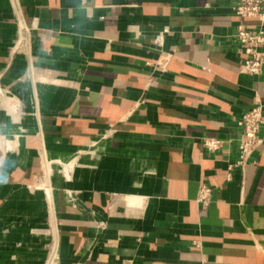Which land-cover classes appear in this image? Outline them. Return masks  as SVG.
Segmentation results:
<instances>
[{
    "label": "crops",
    "instance_id": "crops-1",
    "mask_svg": "<svg viewBox=\"0 0 264 264\" xmlns=\"http://www.w3.org/2000/svg\"><path fill=\"white\" fill-rule=\"evenodd\" d=\"M237 1L0 0V264L54 236L58 264H264V143L227 177L264 102Z\"/></svg>",
    "mask_w": 264,
    "mask_h": 264
},
{
    "label": "built area",
    "instance_id": "built-area-1",
    "mask_svg": "<svg viewBox=\"0 0 264 264\" xmlns=\"http://www.w3.org/2000/svg\"><path fill=\"white\" fill-rule=\"evenodd\" d=\"M16 12L18 13L19 37L12 53L18 52L28 44L29 36L31 35V27L24 21L19 6L16 1H13ZM233 9L239 17L255 18L258 20L257 25H249L244 22H239L236 25L233 34L238 48L244 53V68L245 71L255 77H260L264 74V0H239L233 6ZM161 61L157 62L160 64ZM240 130L238 138V159L235 163L228 165L227 177H232V172L239 167L244 169L252 154L258 150L264 143L262 130L264 128V102L257 97L253 105L245 111L236 120ZM205 149L214 153L221 149L225 140L215 136H204L202 138ZM47 196L51 201V194L45 189ZM212 188L206 183H202L199 187L197 202L206 209L212 202ZM57 240L53 237V242L49 245L48 255L44 264H58L57 261Z\"/></svg>",
    "mask_w": 264,
    "mask_h": 264
},
{
    "label": "bare ground",
    "instance_id": "bare-ground-1",
    "mask_svg": "<svg viewBox=\"0 0 264 264\" xmlns=\"http://www.w3.org/2000/svg\"><path fill=\"white\" fill-rule=\"evenodd\" d=\"M7 144V143H6ZM15 144V143H14ZM5 147V146H4ZM46 185V184H45ZM47 188V191L49 192V194H50V189H49V187H46Z\"/></svg>",
    "mask_w": 264,
    "mask_h": 264
}]
</instances>
